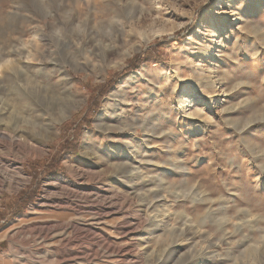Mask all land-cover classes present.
Instances as JSON below:
<instances>
[{"label": "rangeland", "instance_id": "rangeland-1", "mask_svg": "<svg viewBox=\"0 0 264 264\" xmlns=\"http://www.w3.org/2000/svg\"><path fill=\"white\" fill-rule=\"evenodd\" d=\"M15 92L53 135L0 149V264H55L36 229L78 217L46 203L61 188L121 204L100 227L131 253L79 264H264V0H0V104Z\"/></svg>", "mask_w": 264, "mask_h": 264}, {"label": "bare ground", "instance_id": "bare-ground-1", "mask_svg": "<svg viewBox=\"0 0 264 264\" xmlns=\"http://www.w3.org/2000/svg\"><path fill=\"white\" fill-rule=\"evenodd\" d=\"M67 26L70 27V25H67ZM34 53L27 52L26 53L27 59L33 60V58L36 57ZM66 78H67V75L63 73L62 80H64V86L60 88L58 87V85L55 86L56 90L51 91V93L47 96L51 100H58V99L61 100L62 103H65L64 105H67L69 103L73 95L71 92V88H70L71 85H69V81ZM57 89L58 90L60 89V91L58 92ZM212 90H214V88ZM15 93L19 95V96H16V98H10L7 94H2L3 101H1V104H0V149H3V147H5L4 149L15 148L16 151L18 152V150H23V149L31 150L32 148V151L34 152L39 151L38 148H35L34 146H32L31 142L37 145V142H45L46 140L50 139L51 136L53 135L52 126L50 125L44 126V127L41 126L42 128L40 129L39 127L41 125L40 123L41 117L39 116L38 122L33 121L34 126L37 127L38 129L37 137L36 138L33 137V134L28 131L29 129L23 126V123L29 122V120L31 119V115L36 113L37 111L44 112L45 110L42 108H39L40 106L37 105L36 103L37 101L34 98L30 97L28 94L24 92L23 94L19 92H15ZM12 96L13 97L15 96L14 93H12ZM21 102H23L22 106L20 105ZM185 103H187V106H189V110H188L189 117H192L196 115L197 113H199V110L196 108L197 106L200 105L199 99L190 97L185 101ZM11 108H13V110L15 111V115L13 119H11L9 115L7 116L6 114V113H9L8 111ZM64 108H57V107L52 108L53 117L56 118L55 121H57V119H59L61 116H63L67 112V108L65 109ZM11 120H13L12 123H10ZM31 125L33 124L31 123ZM23 128H26L27 130ZM22 129L25 131H23ZM81 154L84 155V151ZM16 171L22 174L20 167L16 168ZM72 171H74V167L72 165H69V172L71 173ZM83 175L84 174H82V172L80 173L77 172L78 178H82ZM48 185H51V184H48ZM66 189L67 188H61V192L63 191L65 194L60 192L61 195L65 196L64 199H60L56 201L55 204H53L54 202L52 201L51 202L47 201L46 203L49 206L51 205V206L58 207L60 208V210L63 209L68 212H71L73 213V215H76L78 217L74 218V221H72L71 219H67L64 221L61 220V221L56 222L55 224H53L54 222L52 224L49 223V224L42 226L41 228L37 227L36 229L39 235L43 236L45 239L48 237L49 239L51 238L53 240V243H52L53 246L51 247V251L50 250L49 251L53 255L54 263L55 264H79L81 261L86 262L89 260L92 261V260L98 259L100 253L114 254L117 257H120L121 259H125L124 257H126L128 253H131V251L127 249H123L124 247L121 248L119 246L118 247L111 246V244L108 242L107 237L105 236L107 235L106 231L100 227V225L102 224V220H104L108 215L119 213V211L121 210V204L116 203L117 201V199L115 198L116 196L114 197L113 195L112 196L93 195V197H91L92 195H88L89 193L87 195L80 194L79 192L77 193V192L69 191ZM87 215H92L94 217H92L93 219L86 220L84 219V217ZM141 223H144V222H138L132 226L128 225L126 231H128V233L131 236H133L135 232L138 230L137 228L138 225H140ZM77 233H81L82 236L85 238L90 237L91 243H94L95 245H97L96 249H93V251H90L88 253L87 252L85 253L84 251H83L84 253H80L79 251L80 245L79 246L72 245L73 247H71V245H69L72 242L70 241V239L72 236H74ZM0 237H4V234L1 235ZM131 247L132 245L129 246V248Z\"/></svg>", "mask_w": 264, "mask_h": 264}, {"label": "trees", "instance_id": "trees-1", "mask_svg": "<svg viewBox=\"0 0 264 264\" xmlns=\"http://www.w3.org/2000/svg\"><path fill=\"white\" fill-rule=\"evenodd\" d=\"M136 61H137V62H136V65H138V63H140V62H143V61H144V62H147V61H149V60H148V56H147V57H145V58H143V59H142V58L140 59V58L136 57ZM135 67H137V66H134L133 68H135ZM102 87H103V86H102ZM106 88H107V87H106ZM106 88H102V89L105 90ZM106 91H107V89H106L104 92H106ZM104 92H103V93H104ZM103 93H102V94H103Z\"/></svg>", "mask_w": 264, "mask_h": 264}]
</instances>
